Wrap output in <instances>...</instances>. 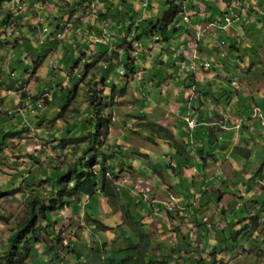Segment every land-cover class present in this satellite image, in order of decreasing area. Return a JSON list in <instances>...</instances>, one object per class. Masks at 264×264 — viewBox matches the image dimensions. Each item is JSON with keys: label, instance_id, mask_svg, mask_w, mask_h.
I'll use <instances>...</instances> for the list:
<instances>
[{"label": "rangeland", "instance_id": "obj_1", "mask_svg": "<svg viewBox=\"0 0 264 264\" xmlns=\"http://www.w3.org/2000/svg\"><path fill=\"white\" fill-rule=\"evenodd\" d=\"M31 1L35 3L36 0H17L15 7L9 8L8 0H0V22L5 23L8 18H14L19 13L15 10L22 11L21 5L24 3L29 5L30 14L34 9L41 22V25L35 24L33 30H20L22 33H18L17 37L23 36L26 41L11 40L0 46V72L4 79V87L0 90L6 96L9 90L26 92L20 96L31 105L34 104L31 102L36 103L35 98L46 93L48 98L44 103L49 101L34 112L27 106L20 113L12 104L14 99H18L17 93L13 94L10 101L7 99L4 103L0 100V111L8 101L3 111L12 113L0 123V192H6L0 199V255L7 250V241L27 216L28 200L32 196H38L41 201L49 199L53 193L52 188L55 185L57 188L64 186V181H67L64 174L70 167L75 169V165L81 166L79 159L83 158L84 171L98 172L100 186L96 194L91 199L84 198L82 202L64 197L66 208L52 212V222L36 220L41 237L31 249L28 264H99L101 261L97 259L112 260L116 257L112 250H120L121 255L128 258L134 252L127 251V240L133 242L131 244L140 243L139 228L148 234L151 240L149 252L154 256L160 255L159 249L164 254H172L176 248L174 264H197L200 259L206 260L209 257L211 248L216 254L215 260L207 259L209 264H214V261L216 264H264V201L261 206L254 205L251 212H246L245 200L239 199L237 193L234 194L243 185L232 174L234 172L243 176L242 182H245V177L254 170L252 181L258 182L255 183V189L252 188L250 199L264 195V180L260 176L261 170L264 171V160L256 162V152H264V140L254 130L253 134L245 132L240 121L242 118L237 113L240 98L238 93L233 94L235 90L240 91L239 87L244 81V78H240L248 74V64L255 60L259 64V71L264 72V0H248L249 7L257 12L256 15H260L256 22H245L244 19L236 22L240 28L238 34L234 31V35L240 41L236 43L238 39H234L230 43L236 51L221 59L226 74L221 81L233 91H229L230 95L233 94L230 98L233 103L225 107L220 99L211 103L206 95L199 94L213 107L214 121L225 122L229 118L232 123L240 125L238 128L232 124L236 128H228L227 138L224 137L225 130L213 128L215 146L220 147V150L225 148L228 151L226 158L231 156L233 159L230 171L227 170V161L221 159L218 163L213 156L203 151L204 143H184L185 136L194 135L199 125L195 121L192 129L189 124L192 120L186 118L188 124L185 127L179 121V100L186 92L181 87L177 92L176 86H173L177 66L169 70L172 64L168 56H172V60L181 53L190 56L189 50L184 51L188 36L180 34L186 31L187 26H184V20H178L176 23L182 29L175 31L171 26L167 32L170 40L165 42L158 33H154L151 23L150 26L145 23L151 15L162 19L170 10L169 2L174 0H56L61 2L60 10L65 12L55 11L54 14L51 9L57 6L55 0H38L34 8ZM146 1L149 7L144 9L142 3ZM229 1L234 10L237 2L241 5L244 3V0ZM213 5V8H218L219 4ZM5 6L8 12L4 15ZM226 6L234 11L229 8L228 2ZM66 13L72 17L82 14L81 17H75L80 22L74 23L73 27L59 29L61 31H52L61 21L60 16L65 17ZM218 14H221L220 10ZM6 15L9 17L6 18ZM132 16L137 25L143 27L137 29V25H134L130 35L126 36V21ZM87 23L90 24L88 28ZM20 24L21 18H17L0 28L11 30L10 27L14 25L19 31L22 27ZM78 24L82 29L77 27ZM243 24L249 28L248 31H245ZM114 26H118L117 30H113ZM204 27L195 33V41L198 31ZM43 29L55 34L53 38L57 40L55 42L58 47L51 51L52 56L49 53L51 48L44 45L50 32L45 33ZM95 30L98 33L89 42H77L82 40L81 37H90L93 34L91 31ZM187 32L189 35L190 31ZM207 33L201 36L209 40L210 44L204 48H211V53L214 51L215 40L205 37ZM137 34L140 39L134 41ZM102 38L104 43L97 42ZM248 38L254 48L257 44V53L255 58L247 55L246 61L242 63L239 56H244L245 50L240 45L243 41L250 42ZM73 40L76 42L71 43ZM239 47L241 52H238ZM248 48L249 45L245 49ZM105 49H108L106 53L99 57ZM127 60L130 62L128 68ZM55 71H63L61 80ZM208 72H212L210 68ZM227 76L231 84L228 80L223 82ZM177 78L181 79L180 73H177ZM58 85L65 88L66 93L58 91ZM19 88L23 89L17 91ZM212 90L216 92V86L213 85ZM188 94L193 97L196 89H191ZM94 97V107L100 106L99 120L97 117L94 119V109L90 106ZM229 97L223 95L221 100H229ZM153 123L165 128L169 139L163 138L166 135L164 131L152 128ZM99 126L97 143L94 144L89 134H94ZM224 142L228 143L227 148ZM246 142L249 144L245 145ZM177 149L195 164L193 171L187 166L183 169L173 159V155L178 153ZM241 151H245V155H240ZM187 169L191 174H187ZM220 175L227 178L223 180L232 190L227 192V203L230 202L228 209L232 207V212L233 208L241 210L240 214H234V210V215L229 214L227 220H224L227 210L221 206L218 196L207 191L210 183L215 184L214 187H222ZM193 176L196 177L192 181ZM261 180L263 182L259 183ZM104 184L109 188V193L103 190ZM62 188L59 190L62 191ZM246 192L245 195H248L249 191ZM194 193L196 196L191 200ZM206 194L211 195L209 198L215 204L208 209L205 205L210 201ZM77 207L80 208L79 212L75 211ZM129 211L134 216L133 223L128 221ZM243 212L249 218L258 215L260 227L254 229L251 221L246 223ZM197 218L199 221L207 219L203 222L207 232L202 231L203 228L200 232V227L195 225ZM59 219H64L63 226L55 222ZM94 219L99 220L104 228L96 227ZM203 232L206 234L201 238ZM220 233L226 236L228 243H232V251L227 249L230 244L223 243ZM54 246L59 248L53 249ZM46 248H52L53 251L49 254ZM180 249H184V259L182 253L178 254ZM117 258L118 261L122 260L119 256Z\"/></svg>", "mask_w": 264, "mask_h": 264}, {"label": "crops", "instance_id": "obj_2", "mask_svg": "<svg viewBox=\"0 0 264 264\" xmlns=\"http://www.w3.org/2000/svg\"><path fill=\"white\" fill-rule=\"evenodd\" d=\"M8 1H9V3H7V4L9 6V8H11L13 6L15 7L17 0H8ZM18 1H20V0H18ZM37 1L38 0L35 1L36 5H37ZM64 1H66V0H64ZM54 2L57 6L53 7L51 9V12L53 14L55 11H57V12L61 11V13L65 12L64 10H60L61 8L59 6H60L61 2L58 3V1H56V0ZM226 2H228V6L230 4L229 8L233 9V7H231V2L229 0H191V1H189L187 3V7L189 10V13H188L189 19L186 21L183 19L186 23L184 26H187V29L185 32H180V34L185 35L186 37L188 36L187 42L184 45V47H185L184 51L189 50V53H191L192 55L194 53L193 56L196 57V59H194L193 61L189 57L186 59H182V57H179L178 54L176 55V53H177L176 50L174 53V55H176V58L172 60L171 58H173V57L168 56V59L170 60V64H172L169 67L170 71H171V67H173L175 65L177 66L175 69V71H176L175 72V79L176 80H175L173 86L174 87L176 86L175 88L177 89L176 90L177 92L180 89V87H181V89L184 88V90L186 92V93H184V95L182 93L183 96H181V98L179 100V101H181L180 106H179L181 109V113H180L181 119H179V121H180V123H184V125H183L184 127L187 126V124H188L187 120L188 119L192 120V121L193 120L196 121L197 124L199 125V127L196 126V129L194 131L195 132L194 135L185 136V142L184 143L187 144L188 142H191V141L192 142L195 141L197 143H204L205 146H204L203 151L205 153H208L209 155L213 156L215 158V160L218 161V163L221 161V159H223V161H227V163H228V164H226L227 170L230 171L232 168L231 161L233 162V159L230 158L231 156L228 159L226 158L227 157L226 154L228 151L224 150L225 148L223 150H220V147L215 146V141L213 139V137H214L213 128L220 127L221 129L225 130L226 132L224 131V133H225L224 137L227 138L226 137V136H228L227 131H229L228 128H230V127L236 128L237 126L239 128L240 125L235 124L236 122L232 123V121L229 118H227L225 120V122H220L219 120L214 121L213 119H215V117L212 116V112H213L212 108L213 107L210 106V104H208L209 101L207 102L206 99L205 98L203 99L202 96L206 95L207 99L208 98L213 99L212 101H214V102H217V98H218V99H220V103L223 106L227 107L228 104L233 103L230 99L231 96L233 94L238 93L237 96H238V98H240L239 99L240 108H239L237 113H239L240 117L242 118L240 121L243 124L244 128L246 129L245 132H248V134L249 133L253 134V130H254L257 132L258 137L262 136L263 140H264V72L259 71V69H258L259 64L257 65L256 61L254 60V62L252 63V64H254V66L252 64H248V65H250V67L246 70V72L248 74H246V76L243 75L240 78L241 80H242V78H244V81H243V84L239 87V89H240L239 92H237L236 90H235V92H233L232 90H230V88H229V86H227V84L222 83V81H221L222 77L226 76V74L224 71L225 69H223L224 62L221 59H225L227 56L225 58H222L220 56V52L222 51L220 49V42L226 41L230 45V43H232V41L234 39H238L234 35V31L238 34L239 32L237 30L240 28L239 24H237L236 22L237 21L240 22L243 19L244 20L248 19V17H246V16H248L250 11H251V8L249 7V4H248V0H244V3L242 5L240 4V2H237L238 4H240V7L237 4V7L235 8L236 10L233 9L234 11L229 10L227 8ZM31 3H33V2L31 1ZM35 3H33V8L35 6ZM143 3H142V6H143ZM11 4H12V6H11ZM213 4H219L218 8H213V6H214ZM21 6H22L21 7L22 11L15 10V12H19V13L15 14L14 18L9 19L8 18L9 15H6L5 17L8 19L5 21V23H4V21L0 22V27H3L4 24H7L8 22H10L14 19H17V18L20 19L21 18V24L20 25H22V27L19 29V31L16 30V27L14 25H12L10 27L11 30H3L2 28H0V46H3L4 42H10L11 40H13V41H21V40L26 41L27 39L23 36L21 38L17 37L18 33H22V31H20V30L21 29L22 30H24V29L33 30V29H35V24L41 25L40 19H39L38 15L34 12V9L32 10V14H30L28 4L24 3ZM148 7H149V5H148ZM4 8H5L6 12L3 14L5 15L8 12V10H7L8 8H7V6H5ZM143 8L147 9L144 6H143ZM218 10L221 11V14H218ZM245 10H247V11L245 12ZM102 14L104 15L105 13H102ZM81 15L82 14H78L77 16L81 17ZM227 15H229L234 21L233 24L231 25V28L227 27L224 30L209 29V31L207 33L208 35L205 36V37L213 38V33H215V32H217L219 35V38H216V37L213 38L215 40V44H213L214 51H212L210 53L209 49H211V48H208V49L204 48L208 44H210L209 40H204L205 38H203L200 41H198L197 39L195 41V33H197V30L199 28L206 26V24H208V22H210L214 19H220V18L223 19ZM259 15L260 14H257V15L254 14V15H252L253 17L252 16H249V17H251L252 20L254 22H256V19ZM2 16L3 15H1V18H2ZM77 16L74 15V17H72V15L68 14V13H66L65 17L60 16L59 19L61 21L58 22V26L55 25V28L52 31H54V32L55 31H61L59 29H64V28H66V26L67 27L68 26L73 27V25H75L74 23L80 22L79 20L75 19V17H77ZM33 17H34V19H32ZM36 17H38V18H36ZM154 17H155L154 15H151L150 19H153ZM245 17H246V19H245ZM155 18H158V17H155ZM88 19L89 18L86 19L87 22H88ZM222 19H220V20H222ZM3 20H4V18H3ZM128 20H127V22H128ZM101 22L103 23V19L101 20ZM88 23L86 25L87 28L90 27V24H88ZM222 23L225 25L224 22H222ZM67 24H70V25H67ZM115 24H116V22H115ZM141 25H143V23H141ZM79 26L80 25L78 24L77 27L81 28ZM243 26L245 28V31L249 30V28L245 27L244 24H243ZM117 28H118V26H114L113 30H117ZM43 31L45 32L44 29H43ZM52 31L48 30L47 32H45V33H49V32L50 33L46 37V43H44L45 46L47 45V47L51 48V50H49L50 56H52L51 51H55L58 47V45L55 42L57 40L55 38H53V35L55 36V34H53ZM95 31H91L93 34H90V37H87V36L81 37L82 40L79 39L77 42L79 43L80 41H83V40H85L86 43L89 42L90 38H92L93 36H96V33H98V30H95ZM187 31H190L189 35L187 34L188 33ZM238 37H240V35H238ZM192 38H194V41H192ZM239 41H240V39H238V41L236 43H239ZM248 41H250L249 38H248ZM75 42H76V40H73L71 43H75ZM85 42H84V44H85ZM197 44H199V45L197 46ZM229 45H227V47L224 49V52H226L227 55L231 54L233 51H236V50H234L233 47H231L232 44L230 45V47H229ZM247 45H249V48L245 49ZM195 46H196V50H195ZM240 47H242V49L245 50V55L239 56L241 58L240 60L242 63L246 61L247 55H251L255 58V55L257 53L256 50L258 48L257 44H256V48H254L251 41L248 43H245L243 41L241 43ZM240 47H239L240 50L238 52H241V50H242ZM214 53H216V54L214 55ZM257 62H258V59H257ZM206 63L211 64L210 69L212 72L209 73L208 72L209 70L204 69V65ZM193 67H195V69H193ZM62 72L61 73H59L58 71L54 72L57 75L59 80H61V78L63 77ZM177 73L181 74V79L177 78ZM172 74H174V73H172ZM190 78H191V80H190ZM195 78H197V80ZM3 80H4L3 75L0 72V88L4 87ZM227 80L230 83L229 76H227L226 79H223V82H225ZM58 83H60V82H58ZM178 83L180 85H178ZM213 85L216 86V92H214L212 90ZM25 86H27V85H25ZM55 86H57V85L55 84ZM58 86H59V88L57 89L58 91H62V92L66 91L65 88H61L62 87L61 85H58ZM21 89H23V88H19V89H17V91H21ZM191 89H196V97H195V95L192 97V96H190V94H188ZM229 91H232L233 94L230 95ZM14 93H17L18 99L17 100L14 99L12 101L13 107L17 108L20 113L24 112L25 108L28 105V102H26V100H24L20 95L23 93H26V92L21 91L19 93V92H15L13 90H9L8 96H6L5 92L3 90H0V100H3L4 103H5V100H7V99L10 101V100H12V96ZM199 94L200 95L202 94V96H199ZM223 95L226 96V98H228L230 96L229 100H227L225 98L223 100H221V97ZM7 104H8V101L6 104H3L2 108L4 109ZM212 105H214V104H212ZM3 109H2V111H0V113H1L0 123L3 121V119H7V116L12 115V113H10V112H7V111L4 112ZM256 110H257V113L260 110V116H256ZM4 113L6 114L5 118L3 117ZM186 118H187V120H186ZM232 118H233V116H232ZM236 118L239 119L238 117H236ZM232 124H235L236 127H234ZM196 131H197V136H196ZM193 133H191V134H193ZM188 136L190 137L189 140L187 139ZM210 138H212L211 142H209ZM248 144H249V142L245 143V145H248ZM224 145L226 146V148L228 147L227 142H224ZM242 149H243V146H242ZM177 151H178V153H175L173 155V159L177 160L178 164L179 165L181 164L183 169H185V167L187 166L190 168L191 171H193L192 168L195 164L194 163L192 164L190 162L192 160L187 155L183 154L184 152H182L181 150L177 149ZM220 152H222L223 154L220 155ZM256 153H257L256 154V157H257L256 162L260 163L261 160H264L263 159L264 152H256ZM240 155H245V151H241ZM219 156H220V158H219ZM194 161L196 163V159ZM203 167H204V164H203ZM187 174H191L189 172V169H187ZM232 174H234V176L236 178H238V180H240L242 185H243L242 187H239V189L236 190L234 194H236L238 192L242 193V191H243L242 197H239V196L238 197L241 200L242 199L245 200L246 208L247 209L248 208L254 209L255 208L254 205H256V207L261 206V203L264 201V197H263L264 195L259 196L257 199H255L253 197V200H251L252 197L250 196L252 194V188L254 187V189H255V183L258 182V181H252L251 180V178L253 176L255 177L254 170H251L249 172L248 176L245 177V182H242V180H244L243 176L236 175L234 172ZM166 176H167V174H166ZM205 176H206V174H205ZM260 176L262 177L261 179L264 180V171L261 170ZM195 177L196 176L192 177V181H193V179H195ZM219 177L221 178V180H223L224 178L227 179L224 175H220ZM262 180L259 183H262L263 182ZM192 181H191V183H192ZM234 184H236V183H234ZM221 188L224 189L223 190L224 192L221 190L222 193H224V197L223 198L217 197V198L220 199V204L224 208V210H227L226 215H225L226 219H224V220H227L229 218V214L230 215H234L236 213L240 214L241 210H239V208L237 210H235V208H233V212L235 210V212L233 214L232 207H231V209H228V207L230 206V202L227 203L226 197H228V194L230 193L228 190H230V191H232V190L227 185L226 186L223 185ZM246 189L249 191L248 195H245ZM208 190H209V188H207V191ZM210 192L213 193V195L217 196V194H215L211 189H210ZM227 192H229V193L227 194ZM254 192L255 191H253V193ZM194 196H196L195 193L192 195L191 200ZM206 196H207V199L209 201L212 200L209 198V196H211V195L206 194ZM245 196H247L246 197L247 199L245 198ZM232 204H233V202H232ZM235 205L238 206L237 203H235ZM212 206H215V204L212 203ZM150 209H151V204H150ZM262 221H264V218L262 219ZM138 230L142 231L143 229L139 228Z\"/></svg>", "mask_w": 264, "mask_h": 264}, {"label": "trees", "instance_id": "obj_3", "mask_svg": "<svg viewBox=\"0 0 264 264\" xmlns=\"http://www.w3.org/2000/svg\"><path fill=\"white\" fill-rule=\"evenodd\" d=\"M189 1H191V0L170 1L169 2V4H171L170 10L165 14V16L162 19L161 18L154 19L155 18L154 17L153 19L146 20L145 23L146 24L148 23L147 26H150L149 23H151L152 27L154 29V33H156V34L158 33L159 36L165 40V42H168L170 40L169 36L167 35L169 28L171 26H173L175 31L181 30L182 28L179 27L176 22L178 20L181 21L184 19L186 21L189 19L187 17L189 15L188 14L189 10L187 7V3ZM245 11H247V10H245ZM256 13L257 12H254L251 9L249 15L246 16V17H248V19H246V17H245L246 20H244V21L245 22L253 21L252 18L249 16H252ZM126 23H127L126 24V26H127L126 36L127 35L129 36L130 30H132V27L134 25H137V23H136L134 17H130L129 23L127 21H126ZM136 27L138 29L139 27L141 28L143 26L137 25ZM140 32L141 31H139V33ZM139 37H140V35L137 34V36L135 37L136 39L134 38L135 39L134 41H137L138 39H140ZM124 39L126 40V38H124ZM197 40L200 41L201 39L197 38ZM198 45L199 44H197V46ZM107 50L108 49L103 50L99 54V57H100V55L102 56L104 53H106ZM188 54H190V56H186L185 53H181L178 56L185 58V59L189 57L193 61L195 59L193 56L194 53H193V55L191 53H188ZM97 61H95V62H97ZM89 65H92V64L89 63ZM126 65H127V68L130 67V62L128 60L126 62ZM210 68H211V66H210ZM40 96H41V93H40ZM90 97H92V95ZM195 97H196V94H195ZM40 98H38V97L35 98V99H37V101H36V103H35V101L31 102V103H34L32 105L30 103H28V105H27L28 108H30V110L34 109V111H36L38 109L37 105H38V101L40 100ZM95 99H96V97L92 98V102L90 103V106L93 107V109H94V113L92 114V115H94V119H96L95 117H97V119L99 120L100 119L99 118L100 117V106L97 105V106H99V108L94 107ZM210 100H211V102H213L212 101L213 99H210ZM48 103H49V101L47 103H44V104H48ZM102 105H104V103L101 104V107H102ZM91 120H93V119H91ZM153 127L157 128L159 131H164L166 133V135L163 136V138L165 137V139H169L168 133H167L165 128L159 126V124H156V123L152 124V128ZM99 128H100V126L97 127V131L94 134H89L90 138L93 140L94 144L97 143L96 138L98 137ZM82 161H83V158L79 159L81 166L75 165L76 166L75 169L73 167H70L69 171L64 174L65 175L64 177L67 181H64L65 185L61 186V187H63L62 191L59 190V188H61V187L57 188V186L55 185L52 188L53 193H52V196L49 197V199L47 198V200L41 201L40 199H38V196H32V198H30L28 200V208L26 211L27 216L21 221L20 225L18 226V230L14 234H12L10 236L9 240L7 241L8 242V248L3 254L0 255V264H28L27 261L30 259L31 249L36 245V242L41 237L40 231H38V229L36 227V220L40 219V220H43L46 222H52V220H53L52 212H58V211L64 210L66 208V205L64 204V201H63L64 197H68L70 199L75 198L76 201L82 202L84 198L88 197L91 199L96 194L98 187L100 186V185H98V181H99L98 180V172H96V170H94V171L87 170V172L84 171L83 170L84 165L82 164ZM103 166H104V164H103ZM81 169L83 171H81ZM252 179H253V177L251 178V180ZM68 181H70V183L72 182L71 185H70V183L67 184ZM209 185H210V188L208 190L209 193H211L210 192V189H211L215 194H217L218 198H222V196H224L223 195L224 193H222L220 188L214 187L215 184L210 183ZM221 185L226 186L227 184L225 183L224 180H222ZM103 190H105L108 193L110 192L109 188L106 187V184H104ZM5 193L6 192H0V199H2V197L5 195ZM237 195L239 197H242L241 192H238ZM212 202H214V201H210V202L206 203V205H205L206 209L212 207ZM75 211L79 212L80 208L77 207V209H75ZM246 212H251V209L248 208L246 210ZM125 213L127 215V212H125ZM242 214L244 217L243 220H247L246 223L248 221L249 222L251 221L254 229H256V227H260V224H259L260 221L258 220V215L251 216L249 218L245 212H243ZM127 216H130V220L128 219V221H130V223H133L132 221L134 220V216L132 215V213L130 211H129ZM125 219L127 220V217H125ZM62 221H64V219L55 220V222H58L59 224H61L63 226L64 222H62ZM93 221L96 223V227H103L99 220L94 219ZM139 222H141V221H139ZM139 222H136V223H139ZM203 222H204L203 219L201 221H199L197 218L195 225L200 227V232H201V228L204 229L202 231L207 232L208 230L205 226L206 224ZM121 225H123V224H121ZM244 230H247V229L245 228ZM139 232H140L139 233L140 234V240H139L140 243L131 244L133 242H130V240H127L128 241L126 243L127 251H130L132 253L134 252L130 257L126 256L128 258H124L121 255L122 251L112 250V254H115L116 257H113L112 260H109L106 258L105 259L104 258L97 259L98 261L102 262V263L99 262V264H174L175 263L174 261H176V259H175L174 254L177 253L176 248H174V250L176 252L174 251L172 254H170V253L164 254L162 252V250L159 249L160 255L154 256L153 254H151L149 252L151 249V240H150L148 234H146L144 231L141 232V230H139ZM206 232H203L201 238L206 234ZM200 235H201V233L198 236L200 237ZM219 235H221V233ZM237 236H238V234L233 237V240L236 239ZM222 237H223L222 238L223 243L230 244V247H231L232 243H228L226 241V236H222ZM263 243H264V241H262V244ZM185 245H184V248H185ZM230 247L227 249L232 251L233 248L232 247L230 248ZM58 248H59L58 246H54L53 249H58ZM53 249L52 248H46V251H47V253L50 254L53 251ZM183 252H184V249H180L178 251V254L182 253V255H183L182 258L184 259L185 255L183 254ZM198 252H199V250H197V252H196V259H197ZM214 254H216V253L213 250V248H211V254H209V257H207L206 260L200 259V261L197 262V264H209L207 259H209L210 261H211V259H214V257H215ZM117 256H119V258H122V260L118 261ZM189 259H191V258H189ZM185 262H187V261L185 260ZM81 264H83V263H81ZM214 264H216L215 261H214Z\"/></svg>", "mask_w": 264, "mask_h": 264}, {"label": "built area", "instance_id": "obj_4", "mask_svg": "<svg viewBox=\"0 0 264 264\" xmlns=\"http://www.w3.org/2000/svg\"><path fill=\"white\" fill-rule=\"evenodd\" d=\"M143 6L145 8H147L148 7V3L146 2ZM222 22H224L225 25ZM233 22L234 21L232 20V18H230V16H228V15L225 16L222 20H220V19H214V20L208 22V24H206V26L201 31H198L197 38H199V39L201 37L203 38L204 36H201V35L203 33H205V32H208L209 29L224 30L225 28L230 27L233 24ZM213 36L216 37V38H218V33L217 32L213 33ZM104 41L105 40H103V38L97 40V42H102V43H104ZM220 45L223 48V50H222L223 52L221 54V57H225L226 56V53L224 52V49L226 48V43L223 41V42L220 43ZM194 58L196 59V57H194ZM210 66L211 65L209 63H206L204 65V69L205 70H209ZM193 69H195V67H193ZM46 98H48V94L47 93L44 94L43 96H41L40 100L38 101V105H37V108L38 109H41V108L44 107L43 105H44V102H45V99ZM32 112H34V109L32 110ZM189 124H190V127L192 129H194L195 122L194 121H190ZM206 221H207V219H204V222H206Z\"/></svg>", "mask_w": 264, "mask_h": 264}, {"label": "clouds", "instance_id": "obj_5", "mask_svg": "<svg viewBox=\"0 0 264 264\" xmlns=\"http://www.w3.org/2000/svg\"><path fill=\"white\" fill-rule=\"evenodd\" d=\"M228 16H229V15H228ZM230 18H231V17H230ZM232 20H233V19H232ZM213 38H215V37L213 36ZM218 38H219V35H218ZM221 42H223V41H221ZM221 42H220V43H221ZM224 42L226 43V47H227L228 43H227L226 41H224ZM220 49L223 50V48L221 47V45H220ZM225 53H226V52H225ZM221 54H222V51L220 52V56H221ZM226 56H227V53H226ZM226 56H225V57H226ZM225 57H222V58H225ZM209 64H210V63H209ZM210 65H211V64H210ZM258 113H260V110H259ZM256 116H257V110H256Z\"/></svg>", "mask_w": 264, "mask_h": 264}, {"label": "bare ground", "instance_id": "obj_6", "mask_svg": "<svg viewBox=\"0 0 264 264\" xmlns=\"http://www.w3.org/2000/svg\"><path fill=\"white\" fill-rule=\"evenodd\" d=\"M146 2L143 3V5L145 4ZM148 3V2H147Z\"/></svg>", "mask_w": 264, "mask_h": 264}]
</instances>
